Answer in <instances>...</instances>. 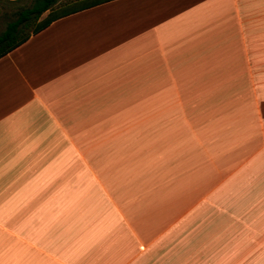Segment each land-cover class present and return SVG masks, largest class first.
Masks as SVG:
<instances>
[{
  "label": "crops",
  "instance_id": "0c3cea01",
  "mask_svg": "<svg viewBox=\"0 0 264 264\" xmlns=\"http://www.w3.org/2000/svg\"><path fill=\"white\" fill-rule=\"evenodd\" d=\"M0 264H264V0H111L2 57Z\"/></svg>",
  "mask_w": 264,
  "mask_h": 264
},
{
  "label": "trees",
  "instance_id": "16d2710c",
  "mask_svg": "<svg viewBox=\"0 0 264 264\" xmlns=\"http://www.w3.org/2000/svg\"><path fill=\"white\" fill-rule=\"evenodd\" d=\"M62 1L0 0L1 15L10 18L0 31V59L58 18L111 0H72L65 5Z\"/></svg>",
  "mask_w": 264,
  "mask_h": 264
},
{
  "label": "rangeland",
  "instance_id": "374dc122",
  "mask_svg": "<svg viewBox=\"0 0 264 264\" xmlns=\"http://www.w3.org/2000/svg\"><path fill=\"white\" fill-rule=\"evenodd\" d=\"M68 2H72V0H63L62 1V3L65 5L66 3H68ZM62 4V5H63ZM58 7V6H57ZM60 7H62V6H60ZM4 12V11H3ZM10 20V18H9V16L7 15V16H3V15H1V13H0V31H2L3 29H4V27H5V25H6V23L8 22Z\"/></svg>",
  "mask_w": 264,
  "mask_h": 264
}]
</instances>
